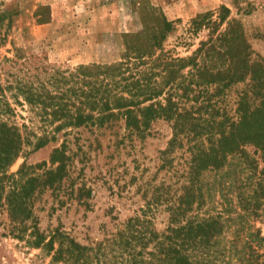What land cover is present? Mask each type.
<instances>
[{"label":"trees","instance_id":"obj_1","mask_svg":"<svg viewBox=\"0 0 264 264\" xmlns=\"http://www.w3.org/2000/svg\"><path fill=\"white\" fill-rule=\"evenodd\" d=\"M229 12L223 5L217 11L209 10L195 16L190 32L194 34L207 28L208 39L201 40L199 47L187 58L176 57L174 62L166 63V73L191 65L188 84L193 86L190 90L198 91V105L185 106L170 95L165 100H154L162 93L153 76L158 66L153 57L154 48L159 41L154 38L150 44L144 42L140 31L126 34L125 60L117 63L80 65L77 73L62 74V83L51 82L52 86L43 80L35 83L31 79L16 86L0 82V192L5 184L13 186L9 194L17 199L16 208L11 209L20 224L31 216L36 218L32 204L25 206L24 200L31 199L37 189V193L45 188L55 191L66 177L64 175H69L67 159L70 156L66 152L70 139L65 138L54 149L55 156L48 166L23 163L15 172H9V167L22 156L27 145H33L32 150L41 148L55 141L56 133L65 127L83 125L97 131L108 130L109 139L116 147L122 144L133 148L137 140L151 135L153 123L164 119L171 123L172 131L162 150L163 160L173 167L174 160L179 158L171 177H176L173 185L181 184L174 189L166 180L157 184L152 200H145L139 211L117 223L108 237L95 244H81L59 227L41 230L35 219L31 228H18L13 232L14 237L31 246L52 250L51 259H60L61 264H264V235L250 219L260 212L259 208L264 209V175L253 174L254 160L246 151L252 146L253 152L264 160V90L259 89L260 97L255 98V92L250 94V89H245L232 115L218 103L219 100H213L223 87L243 80L247 72L246 66H236L231 50L233 34H238L235 42L242 34L230 28V23L221 27ZM161 17L168 29V20L163 14ZM128 38L133 39L126 42ZM139 64L146 67L140 69ZM169 64L176 69H170ZM92 74L95 79L76 85L75 75ZM69 76L72 78L67 79ZM210 84L214 86L211 92ZM11 88H15V92L8 94ZM69 91L74 95L73 100L64 98ZM185 91H189L188 88ZM13 95L18 98L21 95L22 99L16 98V102L22 107L27 105L35 115H41L37 120L42 122L41 132L34 127V116L27 119L20 116L23 121H16V107L10 99ZM116 126L123 127V134ZM94 139L101 145V137ZM232 165L239 168L235 180L242 182L238 185L242 187L238 200L232 202L225 196L215 205L213 200H208L209 189L217 187L218 179L224 176L220 172L227 167L225 172L229 173ZM246 170L248 172L241 178ZM211 171L214 179L206 181L205 173ZM226 185L223 189L232 183L228 181ZM92 191L84 182L77 188L79 198L89 197ZM71 192L74 193L73 187ZM158 205H164L167 211L162 228L156 225L153 212Z\"/></svg>","mask_w":264,"mask_h":264},{"label":"rangeland","instance_id":"obj_2","mask_svg":"<svg viewBox=\"0 0 264 264\" xmlns=\"http://www.w3.org/2000/svg\"><path fill=\"white\" fill-rule=\"evenodd\" d=\"M223 5L230 12L221 27L230 23V28L242 34L236 42L238 34H233L231 50L236 66L247 68L243 80L223 87L224 90L213 99L219 100L218 103L232 115L237 99L245 89L249 88L250 94L255 92V98L260 97L259 89L264 90V0H0V82L16 86L31 79L35 83L43 80L52 86L53 82L62 83V74L77 73L80 65L117 63L125 60L123 56L128 48L126 34L140 31L144 42L150 44L154 38L159 41L154 48L153 57L158 66L153 76L157 78L156 85L162 93L154 100H165L170 95L185 106L198 105V91L190 90L193 86L188 84L191 65L174 73L164 70L166 63L174 62L173 58H187L199 47L201 40L208 39L207 28H201L194 34L190 32L191 20L199 13L217 11ZM162 14L169 22L168 29L164 27ZM132 39L128 38L126 42ZM145 67V64L138 66L140 69ZM168 67L176 69L170 64ZM89 70L94 73L93 69ZM76 75V85L96 77L94 74ZM193 78L196 82V76ZM69 85L71 83L65 88ZM186 88L189 91H185ZM213 88L210 84L208 89L211 92ZM12 92L15 88H11L8 94ZM16 98L22 99V96L10 97L16 107V121H23L20 116L26 119L34 116V127L41 132L42 122H37L41 115H35L27 105H19ZM64 98L73 100L74 95L71 91L65 92ZM170 124L164 119L153 123L151 135L145 140H137L133 148L122 144L116 147L115 142L109 139L108 130L97 131L83 125L63 128L56 133L55 141L36 150H32L33 145H27L22 156L9 167V172L17 171L23 163L39 167L50 165L51 158L55 156L54 149L69 138L66 152L70 156L67 159L69 175H64L66 177L55 191L45 188L37 193V189L31 199H23L25 206L32 204L36 216H31L24 224L14 219L11 207L16 208L17 198L9 194L13 186L5 184L0 192V264H61L60 259H51L52 250L31 246L12 235L18 228H31L35 223L33 219L41 230L59 227L81 244H95L108 237V232L116 228L117 223L139 211L145 200H152L157 184L166 180L173 185L176 177L171 176L179 158L170 167L168 162L165 164L162 151L171 136ZM116 128L123 134V127ZM95 136L101 137V145H97ZM253 149L248 146L246 150L254 160L251 171L264 175V160ZM234 165L230 166L229 173L224 167L220 172L224 176L218 179L220 183L215 189H209L210 193L207 191L208 200H213L215 205L225 196H229L232 202L238 200L237 195L242 190L238 185L242 182L235 180L239 168ZM247 172L244 171L241 178ZM214 176L211 171L210 174L205 173L204 179L212 181ZM253 179L256 180V176ZM228 181L232 186L223 189ZM83 182L93 189L87 198H79L77 192ZM180 184L173 185V189ZM208 200H205L206 206ZM231 206L235 207V203ZM259 211L251 216V224L261 229L264 235V209L259 208ZM153 212L156 225L162 228L167 218L164 205L154 207Z\"/></svg>","mask_w":264,"mask_h":264}]
</instances>
